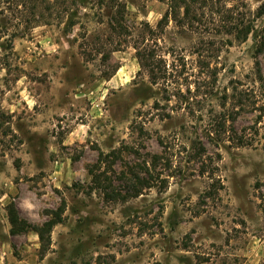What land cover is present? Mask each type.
Listing matches in <instances>:
<instances>
[{
    "label": "rangeland",
    "instance_id": "obj_1",
    "mask_svg": "<svg viewBox=\"0 0 264 264\" xmlns=\"http://www.w3.org/2000/svg\"><path fill=\"white\" fill-rule=\"evenodd\" d=\"M263 1L0 0V264H264Z\"/></svg>",
    "mask_w": 264,
    "mask_h": 264
},
{
    "label": "trees",
    "instance_id": "obj_2",
    "mask_svg": "<svg viewBox=\"0 0 264 264\" xmlns=\"http://www.w3.org/2000/svg\"><path fill=\"white\" fill-rule=\"evenodd\" d=\"M0 11L2 12V10ZM262 15H264V1L257 6V16H262ZM32 19L36 23L40 21L36 19L34 15H32ZM236 29H237V34H238L237 36L241 37V39H245L251 30V26L241 23L240 26ZM135 57L141 67H147L149 76H151L150 73H151L152 68L150 67V64L148 63V60L144 52H142L139 48L135 47ZM100 155L102 154L100 153ZM158 157H159L158 155H154L153 158L155 159ZM89 174L92 176L94 172L92 170H89ZM149 179L150 178H146L145 182H142L147 187L151 186ZM92 181L94 183H98V180L94 177ZM138 194H139V190H136L133 193V195H138ZM63 211H64V202H61L60 206L56 210L51 212L50 217L47 220H45L41 225H33L27 222L25 219H22L19 216L16 204L13 201H9L6 204L7 220L9 223V232L11 234H18V233H24L30 230L34 231L38 236L41 247L44 248L50 242V232L52 230V227L55 224L62 222Z\"/></svg>",
    "mask_w": 264,
    "mask_h": 264
}]
</instances>
